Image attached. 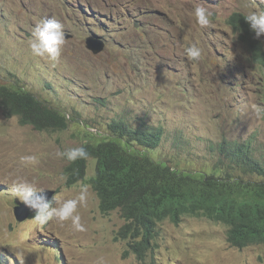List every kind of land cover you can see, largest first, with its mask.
Returning <instances> with one entry per match:
<instances>
[{
    "label": "rangeland",
    "instance_id": "rangeland-1",
    "mask_svg": "<svg viewBox=\"0 0 264 264\" xmlns=\"http://www.w3.org/2000/svg\"><path fill=\"white\" fill-rule=\"evenodd\" d=\"M201 4L210 13L205 27L193 14ZM250 10H264V0H0V84L17 85L70 119L64 131L41 132L0 107L1 264H264L263 246L231 247L225 225L198 217L160 224L152 252L138 260L127 240L115 239L120 213H100L90 184L95 159L85 180L69 187V161L57 155L115 138L108 125L127 117L164 129L147 153L179 171L207 174L216 166L224 174L223 140L250 143L264 160V68L227 22ZM48 18L70 35L55 62L29 47L35 26ZM93 34L106 43L97 55L85 46ZM257 39L264 47V35ZM192 45L202 50L195 61L185 53ZM30 155L35 164L21 160ZM17 181L55 190L54 207L86 187L76 213L85 230L71 220L19 221L11 191Z\"/></svg>",
    "mask_w": 264,
    "mask_h": 264
},
{
    "label": "trees",
    "instance_id": "trees-1",
    "mask_svg": "<svg viewBox=\"0 0 264 264\" xmlns=\"http://www.w3.org/2000/svg\"><path fill=\"white\" fill-rule=\"evenodd\" d=\"M244 16L235 12L227 22L246 45L252 61L264 68L263 44ZM0 107L7 118L17 117L20 125L37 131L52 133L69 127L66 113L17 85L0 84ZM139 121L113 120L108 129L116 137L86 141L81 146L88 157L68 162L64 169L65 184L70 187L85 180L88 160L95 159L90 184L100 213L107 216L118 211L124 220L115 239L127 240L128 251L142 261L153 250L160 224L170 221L178 225L184 217H198L225 225L231 247H264V160L255 155L251 144L218 143L224 174L216 166L207 174L186 173L147 153L160 145L164 129Z\"/></svg>",
    "mask_w": 264,
    "mask_h": 264
},
{
    "label": "clouds",
    "instance_id": "clouds-1",
    "mask_svg": "<svg viewBox=\"0 0 264 264\" xmlns=\"http://www.w3.org/2000/svg\"><path fill=\"white\" fill-rule=\"evenodd\" d=\"M193 14L196 22L201 27H205L210 23V13L202 4L194 8ZM244 19L248 23L250 30L255 34L256 38L264 35V10H250L248 14L244 16ZM93 35L96 36L95 34ZM65 39V32L62 25L57 20L52 18L43 19L35 26L33 38L29 41V47L35 56L47 58L48 60L55 62L61 55ZM185 53L190 60L195 61L201 57L202 50L196 45H192L185 49ZM57 155L66 158L69 162H75L78 159H86L89 153L83 146H81L69 148L63 152H57ZM21 160L25 163L32 164L37 162V158L31 155L23 156L21 157ZM11 191L13 198L19 200L16 201V206L17 202H21L26 208L34 212L27 218L32 217L36 224L45 225L54 219L60 222L71 220L72 226L77 231L85 230L84 226L80 223V216L76 213L78 206L86 203V187L81 189L78 197L65 199L61 201L57 207L53 206L55 203L53 197L49 199L47 193L44 192L43 189H38L31 182L17 181L13 184ZM56 250L58 251V249Z\"/></svg>",
    "mask_w": 264,
    "mask_h": 264
},
{
    "label": "water",
    "instance_id": "water-1",
    "mask_svg": "<svg viewBox=\"0 0 264 264\" xmlns=\"http://www.w3.org/2000/svg\"><path fill=\"white\" fill-rule=\"evenodd\" d=\"M69 34H65V37H69ZM85 46L87 50L92 52L94 55L100 54L105 49V42L98 38L97 36H89L85 40ZM49 199L53 197L55 191L54 190H45ZM34 213L33 211L26 208L21 202H17V206L15 207V214L19 221L24 220L30 214Z\"/></svg>",
    "mask_w": 264,
    "mask_h": 264
}]
</instances>
